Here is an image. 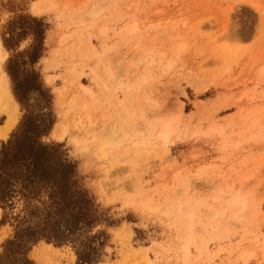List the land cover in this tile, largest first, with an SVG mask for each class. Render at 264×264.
Masks as SVG:
<instances>
[{
	"label": "rangeland",
	"instance_id": "rangeland-1",
	"mask_svg": "<svg viewBox=\"0 0 264 264\" xmlns=\"http://www.w3.org/2000/svg\"><path fill=\"white\" fill-rule=\"evenodd\" d=\"M24 14L48 25L34 64L54 119L42 141L61 144L113 221L97 264H264V0H0L11 93L1 32ZM25 95L37 114L45 100ZM17 104L0 145L25 112ZM14 186L13 196H47ZM3 215L0 251L14 232ZM28 256L77 264L69 243L43 240Z\"/></svg>",
	"mask_w": 264,
	"mask_h": 264
},
{
	"label": "trees",
	"instance_id": "trees-1",
	"mask_svg": "<svg viewBox=\"0 0 264 264\" xmlns=\"http://www.w3.org/2000/svg\"><path fill=\"white\" fill-rule=\"evenodd\" d=\"M47 28L43 18L24 14L8 20L1 32L3 46L12 52L6 64L12 93L25 112L0 145L1 222L8 218L14 223L12 236L1 244L0 264H34L28 254L43 240L55 246L71 244L77 264H97L109 239L105 227L113 221L79 183L76 165L61 144L42 141L54 119L50 94L40 86L34 64L44 50ZM26 38L30 44L17 50ZM30 93L45 100L37 114L24 102ZM17 182L26 193L43 186L47 196H13ZM15 198L23 202L19 212L13 211Z\"/></svg>",
	"mask_w": 264,
	"mask_h": 264
},
{
	"label": "bare ground",
	"instance_id": "bare-ground-1",
	"mask_svg": "<svg viewBox=\"0 0 264 264\" xmlns=\"http://www.w3.org/2000/svg\"><path fill=\"white\" fill-rule=\"evenodd\" d=\"M106 31H107V29L105 27H102V25H101L98 29L99 37L102 38V36H104L106 34ZM133 31H134V27L131 26L129 28V32H133ZM101 43H102V41H101ZM181 48H182L181 45H177L173 48L172 51L176 52L174 54H178ZM146 52H148V51H146ZM172 54H173V52H172ZM151 63L152 62H150L149 65ZM170 64H171L170 59L163 62L164 67H168ZM107 70H108V68H107ZM93 80H95L97 85L100 84V82H98L97 75H95ZM80 89L84 90L86 92L89 91V88H87L83 84H80ZM71 102H73V99L71 100ZM0 109L2 111H5V113H6L4 123L0 127V139L5 140L8 137L11 130L16 126V124L18 122V117H19L18 116V104H17L16 100L14 99V97L10 91L9 82H8L7 75L5 72H2L1 76H0ZM75 124H77V125L81 124L80 118L75 119L74 126H75ZM65 132H66V128L62 122H57L54 124V128L52 130V133H54V134L59 133L60 138H61V137H63ZM100 264H102V263H100Z\"/></svg>",
	"mask_w": 264,
	"mask_h": 264
},
{
	"label": "crops",
	"instance_id": "crops-1",
	"mask_svg": "<svg viewBox=\"0 0 264 264\" xmlns=\"http://www.w3.org/2000/svg\"><path fill=\"white\" fill-rule=\"evenodd\" d=\"M3 123H4V122H3ZM3 123H2V124H3ZM2 124L0 125V127L2 126ZM67 264H75V258H73V259L70 258V260L68 261Z\"/></svg>",
	"mask_w": 264,
	"mask_h": 264
}]
</instances>
